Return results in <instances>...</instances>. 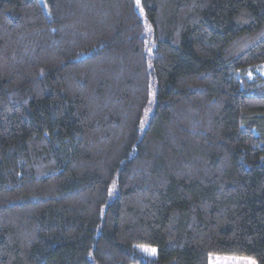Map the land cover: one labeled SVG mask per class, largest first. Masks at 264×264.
<instances>
[{"label":"trees","instance_id":"obj_1","mask_svg":"<svg viewBox=\"0 0 264 264\" xmlns=\"http://www.w3.org/2000/svg\"><path fill=\"white\" fill-rule=\"evenodd\" d=\"M211 255L264 264V0H0V264Z\"/></svg>","mask_w":264,"mask_h":264},{"label":"rangeland","instance_id":"obj_2","mask_svg":"<svg viewBox=\"0 0 264 264\" xmlns=\"http://www.w3.org/2000/svg\"><path fill=\"white\" fill-rule=\"evenodd\" d=\"M155 251H152V250ZM136 252L143 258L155 259L156 249L149 246H135ZM256 261L251 258L234 257L228 255H211L208 259V264H246L247 261Z\"/></svg>","mask_w":264,"mask_h":264},{"label":"snow or ice","instance_id":"obj_3","mask_svg":"<svg viewBox=\"0 0 264 264\" xmlns=\"http://www.w3.org/2000/svg\"><path fill=\"white\" fill-rule=\"evenodd\" d=\"M152 251H155V250L153 249ZM246 264H255V262L249 260V261L246 262Z\"/></svg>","mask_w":264,"mask_h":264}]
</instances>
